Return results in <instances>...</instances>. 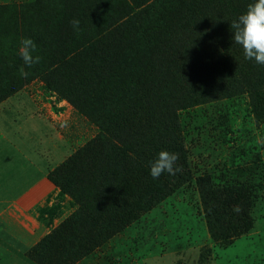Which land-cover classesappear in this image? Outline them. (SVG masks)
Instances as JSON below:
<instances>
[{"label":"rangeland","instance_id":"1","mask_svg":"<svg viewBox=\"0 0 264 264\" xmlns=\"http://www.w3.org/2000/svg\"><path fill=\"white\" fill-rule=\"evenodd\" d=\"M232 2L243 10L234 12L224 0L200 3L204 14L195 13L196 0H0V103L29 93L51 122L46 139L62 149L63 160L49 175L59 195L52 206L37 209L48 230L27 257L79 209L57 182L82 192V182L97 173L96 145L108 138L114 119L141 106L153 114L151 101L161 120L176 114L175 139L166 151L179 157L183 151L189 173L177 172L173 194L150 209L143 200L152 176H137L136 185L128 181L127 205L138 209L134 220L77 264H264V65L230 69L221 48L201 55L209 30L223 33L217 17L236 19L251 0ZM73 19L80 21L79 34ZM230 24L226 33H232ZM223 37L226 43L228 35ZM22 38L33 39L42 57L25 68L27 78L19 75ZM70 49H78L72 62ZM151 79L158 86L154 94L145 86ZM199 86L208 94L204 102L173 107L176 97L195 95ZM142 141L135 150L141 151ZM70 159L72 166L53 176ZM177 164L183 166L180 158ZM208 177L215 190L251 196L246 231L228 238L212 228L206 210L211 199L198 185Z\"/></svg>","mask_w":264,"mask_h":264},{"label":"trees","instance_id":"2","mask_svg":"<svg viewBox=\"0 0 264 264\" xmlns=\"http://www.w3.org/2000/svg\"><path fill=\"white\" fill-rule=\"evenodd\" d=\"M196 1L195 13L197 14H204L205 12V8H200V3L207 7L216 6L220 3V0ZM224 2L234 5V12H241L244 8L240 2L236 3L232 0L228 2L224 0ZM87 9L89 8L86 4L81 7L84 13ZM84 16L87 19L86 14ZM198 18L199 16L194 18L196 23ZM217 19H220V27L223 33L216 35L209 30V35L205 41L207 45L202 50L201 53L203 54L201 55L207 53L211 56L221 48L225 55L224 63H227L230 69L234 68L235 64H242L248 69L253 68L256 63L246 60L242 48L232 42V33H226V27L234 19H230V17L224 19L223 15L218 16ZM225 34L228 35L226 43L223 37ZM75 53H78V49H70L66 58H71L70 62H72L74 58L72 59L71 56ZM156 85L152 79L145 84L153 94L155 93L154 89L158 87ZM198 88L199 90L195 95L176 97L173 100V107H178L180 110L204 102L208 95L207 91L202 86ZM142 107L134 108L123 117L114 119L115 126L112 127V131L108 130V138H101L96 145L97 173L88 181L82 182V192H71L68 188L70 183H66L65 180L61 183L57 182L61 187V194L70 195L79 205V209L52 234L46 236L36 248H33L29 252V258L39 264H77L83 258L102 248L112 237L122 232L128 222L134 220L135 212L138 209L127 205V182L136 185L138 181L141 183V180L136 179L137 176L150 175L149 162L160 151L167 150V146L175 139V125L177 123L175 113H170L171 116L166 120H161L151 101L149 108L155 113H144ZM127 124L130 126L128 131ZM141 140H143L142 145L138 146L141 151L135 150L137 147L135 142H141ZM128 155L130 157L132 155L131 159H133L131 169L127 171ZM179 158L183 164L181 169L189 173L183 151L180 152ZM72 162L73 159H70L60 167L61 169L58 168L53 172V176L59 170L62 171V168L71 167ZM176 175L164 173L158 179L149 177L148 189L144 190L143 205L150 209L156 203L170 197L175 191L173 185H175ZM198 185L203 193H206L211 199V202L206 204V210L209 223L213 229L220 230L228 238L235 237L239 230L244 231L246 229L249 209L251 201H253L247 192L237 191L232 194L226 188L215 190L209 177L200 180ZM49 253H54L57 256L51 259L46 258Z\"/></svg>","mask_w":264,"mask_h":264},{"label":"crops","instance_id":"3","mask_svg":"<svg viewBox=\"0 0 264 264\" xmlns=\"http://www.w3.org/2000/svg\"><path fill=\"white\" fill-rule=\"evenodd\" d=\"M41 104L26 91L0 103V264H35L26 254L48 230L37 209L59 195L49 175L62 149L45 137Z\"/></svg>","mask_w":264,"mask_h":264},{"label":"clouds","instance_id":"4","mask_svg":"<svg viewBox=\"0 0 264 264\" xmlns=\"http://www.w3.org/2000/svg\"><path fill=\"white\" fill-rule=\"evenodd\" d=\"M74 32H82L80 21H71ZM232 42L239 45L243 50L246 60L254 61L258 65H264V0H251L245 11L230 24ZM38 51L36 43L31 38H22L18 54L23 60V66L19 68V75L27 78L29 72L25 68H32L41 62L42 57L36 54ZM64 126H67L65 122ZM179 155L166 150L160 151L157 156L149 162V171L153 179L159 178L164 173L175 175L181 171L177 164Z\"/></svg>","mask_w":264,"mask_h":264}]
</instances>
